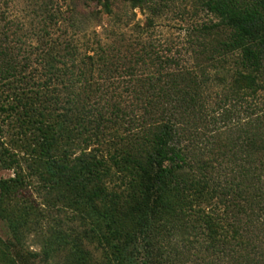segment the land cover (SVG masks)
Here are the masks:
<instances>
[{
  "label": "trees",
  "instance_id": "obj_1",
  "mask_svg": "<svg viewBox=\"0 0 264 264\" xmlns=\"http://www.w3.org/2000/svg\"><path fill=\"white\" fill-rule=\"evenodd\" d=\"M162 1L69 0L65 16L33 0L43 26L18 62L0 47V120L22 153L0 142V166L16 168L0 208L36 179L69 214L39 253L19 229L39 213L2 214L1 264H264V0H195L208 19L184 24L182 62L152 40ZM102 16L124 31L103 40Z\"/></svg>",
  "mask_w": 264,
  "mask_h": 264
},
{
  "label": "rangeland",
  "instance_id": "obj_2",
  "mask_svg": "<svg viewBox=\"0 0 264 264\" xmlns=\"http://www.w3.org/2000/svg\"><path fill=\"white\" fill-rule=\"evenodd\" d=\"M32 1L33 0H0V47L9 48L12 54L15 55L16 62H18V46L26 40L28 35L32 33L33 27L35 29H40L43 26L41 22L38 23V17H35V15H33L34 13H32V10L35 11V9H33ZM54 2H56V5H58L65 16H69V0H54ZM194 2L195 0H163L161 4L165 7L163 8L162 16L158 19L159 25L155 27L153 32L152 40L157 46V49L163 53H166V49H171L170 53L178 56L177 60L179 62H182V60L185 59V46L183 44L181 32L184 24H187L190 21H207L208 19V17L202 14L195 16L196 13L193 8L195 5ZM82 9L90 10L91 7L84 8L82 6ZM98 10L99 7L96 8V11ZM124 11L128 12V16H133V22L140 20L142 23L146 16V13H142L137 9L131 11L126 8ZM94 24L95 27H93V31L96 34L98 33L99 37L103 40L105 39V34L109 31V29H113L116 32L124 31V29H122V25L113 24L112 20L106 16H102L101 19ZM59 26L60 27L55 26L53 28V37L61 36V33L66 31L65 25ZM127 29L128 27L125 28V30ZM64 33L66 34V32ZM25 44H27V41L24 45ZM7 122L8 121H5L4 124L0 120V125L3 124L1 126L2 129L0 130V142H2L11 152L15 153L18 160V155L19 157L22 156V153L19 152L18 148V137L15 134V129H13L11 124ZM77 146L80 148L82 145L79 144ZM20 165L23 169V173H26L27 171H25V166L21 160ZM15 169V167H13V169H3L0 166V180L13 177ZM36 182V179L30 181L29 186L24 188L22 190L23 193L18 194L13 201L9 203L10 205L8 207L5 206V208L2 206V208H0V239L4 240L10 236L7 229V222L1 218V215L4 213L9 214L12 220H14L15 223H18L22 221L21 218H24L21 210L19 209L23 206L32 207L39 213V215L36 214L37 221L35 225H30V228L28 227L27 230L25 227H19V229L24 230L26 233V237L23 240L24 251L39 253L41 250V237L46 235L45 230L53 224L51 218L56 217V220L59 219L61 221H67L66 217L69 214L62 212L56 213L53 209L48 208L46 203L43 202V193L38 191ZM32 218L34 219L35 217ZM71 224L77 226L78 222L73 220ZM94 254L99 257V252H94ZM49 264H59V260L56 256L52 257Z\"/></svg>",
  "mask_w": 264,
  "mask_h": 264
}]
</instances>
